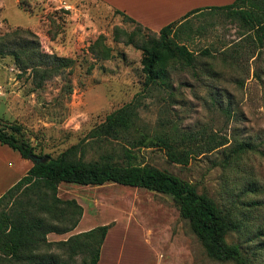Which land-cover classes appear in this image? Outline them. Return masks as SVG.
<instances>
[{
	"label": "rangeland",
	"instance_id": "rangeland-1",
	"mask_svg": "<svg viewBox=\"0 0 264 264\" xmlns=\"http://www.w3.org/2000/svg\"><path fill=\"white\" fill-rule=\"evenodd\" d=\"M0 9L6 50H18L27 40L38 42L47 54L72 59L69 68L36 87L29 70L21 72L12 56H0V129L17 128L36 156L55 158L135 100L141 121L151 130L176 128L226 139L229 148L250 144L253 150L228 165L222 163V150L194 155L187 165L169 162L156 149L136 152L141 162L194 184L230 212L238 228L227 242L240 245L252 264H264V48L253 33L219 12L191 17L176 33L196 64L172 70L167 88L146 87L141 51L123 39L113 40L115 27L130 32L134 25L104 1L0 0ZM17 28L23 32L12 38ZM99 35L111 48L110 59L96 60L89 52ZM110 148L88 147L86 159ZM6 164L16 161L10 158ZM58 197L81 205L85 222L94 228L113 223L102 264H231L208 258L166 195L108 183L60 184Z\"/></svg>",
	"mask_w": 264,
	"mask_h": 264
},
{
	"label": "trees",
	"instance_id": "trees-1",
	"mask_svg": "<svg viewBox=\"0 0 264 264\" xmlns=\"http://www.w3.org/2000/svg\"><path fill=\"white\" fill-rule=\"evenodd\" d=\"M206 11L222 13L248 34L253 33V40L264 48V0H234L225 6L196 8L158 32L114 10L134 25V29L128 32L115 27L113 40L119 43L123 39L126 45L141 51L146 87L167 88L172 70L193 68L196 64L195 55L177 40L176 30L187 19ZM21 32L17 28L10 36L16 38ZM7 44L0 36V56H12L21 72L29 70L36 87H41L44 81L59 75L72 63L70 58L45 53L38 42L23 40L15 51L6 50ZM89 52L96 60L111 57V48L103 35L90 43ZM0 143L19 152L23 159L30 160L29 154H34V148L17 128L9 132L0 129ZM227 144L226 139H206L203 134L182 133L176 128L151 130L141 121L135 100L129 102L108 114L80 143L57 157L38 156L45 157L46 163L33 164L0 197V264H97L101 246L113 223L71 235L64 241L49 242L47 235L72 232L82 217L83 209L74 199L58 197L60 184L101 186L108 183L170 197L208 258L221 263L252 264L240 245L227 242L230 232L238 228L230 212L220 208L205 193H199L194 184L141 162L136 152L156 149L162 151L169 162L187 165L194 155L222 150V163L228 165L230 160L253 150L248 143H238L232 148ZM110 145L111 148L100 152L96 159H86L88 147L103 149Z\"/></svg>",
	"mask_w": 264,
	"mask_h": 264
},
{
	"label": "crops",
	"instance_id": "crops-1",
	"mask_svg": "<svg viewBox=\"0 0 264 264\" xmlns=\"http://www.w3.org/2000/svg\"><path fill=\"white\" fill-rule=\"evenodd\" d=\"M107 5L114 7L113 10H118L125 13L127 16L138 22L143 27L158 32L162 27L168 25L171 22L181 19L186 13L196 8H203L212 6H225L231 4L234 0H191L187 4V0L176 1V8L170 13L168 10L175 0H101ZM209 5V6H208ZM1 10V9H0ZM1 13V12H0ZM190 19V18H189ZM187 19V20H189ZM2 92L0 91V94ZM10 158L15 159L16 164L9 165L6 161ZM33 166V163L29 159H23L19 152L12 150L7 145L0 143V197L13 185H15ZM81 206V205H80ZM83 209V208H82ZM86 211L83 210L82 217L73 230L72 234H80L87 232L94 227L88 225V221L85 222ZM83 221L85 222L83 224ZM88 223V224H87ZM83 225V227H81ZM109 230L106 234L105 240L101 246L100 257L97 264H102L104 246L107 241V236L110 233ZM64 235H57L54 233L47 235L49 242L64 241ZM146 238V234L144 235ZM148 242V240H147Z\"/></svg>",
	"mask_w": 264,
	"mask_h": 264
},
{
	"label": "water",
	"instance_id": "water-1",
	"mask_svg": "<svg viewBox=\"0 0 264 264\" xmlns=\"http://www.w3.org/2000/svg\"><path fill=\"white\" fill-rule=\"evenodd\" d=\"M30 160L32 161L33 164L38 165V164H45L46 163V158L45 157H38L34 154H29Z\"/></svg>",
	"mask_w": 264,
	"mask_h": 264
},
{
	"label": "built area",
	"instance_id": "built-area-1",
	"mask_svg": "<svg viewBox=\"0 0 264 264\" xmlns=\"http://www.w3.org/2000/svg\"><path fill=\"white\" fill-rule=\"evenodd\" d=\"M62 8H63V9H67V7H66V6H62Z\"/></svg>",
	"mask_w": 264,
	"mask_h": 264
}]
</instances>
